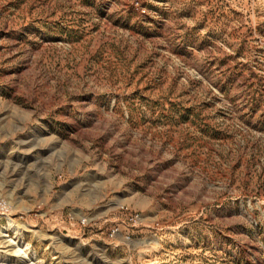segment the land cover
Here are the masks:
<instances>
[{
  "label": "rangeland",
  "instance_id": "1",
  "mask_svg": "<svg viewBox=\"0 0 264 264\" xmlns=\"http://www.w3.org/2000/svg\"><path fill=\"white\" fill-rule=\"evenodd\" d=\"M0 229V264H264V0H0Z\"/></svg>",
  "mask_w": 264,
  "mask_h": 264
},
{
  "label": "bare ground",
  "instance_id": "2",
  "mask_svg": "<svg viewBox=\"0 0 264 264\" xmlns=\"http://www.w3.org/2000/svg\"><path fill=\"white\" fill-rule=\"evenodd\" d=\"M24 145V144H23ZM36 169V168H35ZM35 169H34V172L32 171V172H29L30 173V177H28V178H34V173H35ZM36 172H38V174H39V172H40V169L38 168V170L36 171ZM11 178V177H10ZM39 180V179H38ZM13 181V180H12ZM37 184V183H36ZM3 234V235H2ZM6 233H5V230L4 229H0V237H7L6 235H5ZM3 241L5 242V243H7L8 244V246H10V247H13L12 249H15V252L16 253H18V252H20L21 251V249H19V248H17V247H19L20 246V241L19 240H15V239H13V238H11V239H7V240H4L3 239ZM26 257V260H27V262H30L31 264H36V262H32L33 261V259H34V257H29L28 255H25Z\"/></svg>",
  "mask_w": 264,
  "mask_h": 264
}]
</instances>
